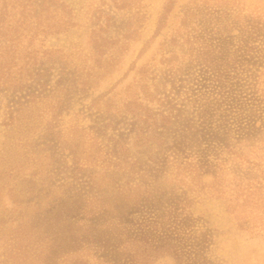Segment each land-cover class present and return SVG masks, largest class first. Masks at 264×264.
I'll list each match as a JSON object with an SVG mask.
<instances>
[{
    "label": "rangeland",
    "instance_id": "rangeland-1",
    "mask_svg": "<svg viewBox=\"0 0 264 264\" xmlns=\"http://www.w3.org/2000/svg\"><path fill=\"white\" fill-rule=\"evenodd\" d=\"M54 1L57 5H49L51 10L57 6L53 18L23 16L21 9H13L0 22V264H106L83 242L69 241L63 219L65 213L73 219L67 204L90 190L91 178L110 196L116 182L142 172L132 171L133 161L140 168L160 166L157 141L134 144L135 117L125 104L136 100L156 109L146 91L157 96L161 86H155L167 69L188 73L185 69L200 61L196 32L191 24L180 26L194 4L212 15L219 9L222 15L264 20V0H173L159 30L168 0H131L129 7L114 0ZM59 18L70 25L57 32L43 29ZM222 27H215L213 36L229 39ZM122 142L127 154L115 156ZM217 160L229 167L239 163L225 153ZM179 179L172 165L158 186L186 192L190 204L185 211L215 232L212 256L225 264H264V214L250 220L260 225L258 233L241 228L246 213L236 217L225 205V199L236 196L232 182L225 181V191L216 196L210 174H203L200 183ZM152 264L174 260L162 254Z\"/></svg>",
    "mask_w": 264,
    "mask_h": 264
},
{
    "label": "trees",
    "instance_id": "trees-1",
    "mask_svg": "<svg viewBox=\"0 0 264 264\" xmlns=\"http://www.w3.org/2000/svg\"><path fill=\"white\" fill-rule=\"evenodd\" d=\"M119 1L121 7L131 2L114 3ZM50 4L57 5L54 0H0V22L13 9H21L18 14L23 16L29 12L35 18H53L57 6L51 10ZM172 5L173 0L164 5L157 30L164 26ZM195 5L186 11L180 26L191 24L196 32L200 61L186 68L188 73L167 69L155 86H161L157 96L146 91L147 102L155 101L156 109L136 100L125 104L135 117L134 144L145 147L157 141L160 166L140 168L133 161L132 171L142 172L116 182L110 196L102 184L94 186L91 178L90 190L77 193L67 204L73 219L65 213L63 230L69 241L83 242L106 264H152L162 254L170 255L174 264H225L211 254L214 230L185 211L190 204L186 192L159 188L165 168L172 165L178 169L179 181L190 177L200 183L203 174H210L216 196L225 191V181L232 182L237 192L234 199H225L227 210L236 217L246 213L241 228L261 231L250 220L264 214V20L239 13L222 15L219 9L212 15ZM59 19L43 29L57 32L70 25ZM219 25L229 39L213 36ZM233 30L237 35L231 34ZM122 144L116 146L115 156L127 154ZM238 145L245 150L240 151ZM220 153L237 158L238 165L229 167L218 161ZM83 219L90 222L80 225Z\"/></svg>",
    "mask_w": 264,
    "mask_h": 264
}]
</instances>
